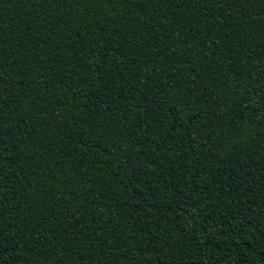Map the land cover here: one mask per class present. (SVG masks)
Wrapping results in <instances>:
<instances>
[{"label": "trees", "instance_id": "trees-1", "mask_svg": "<svg viewBox=\"0 0 264 264\" xmlns=\"http://www.w3.org/2000/svg\"><path fill=\"white\" fill-rule=\"evenodd\" d=\"M0 264H264V0H0Z\"/></svg>", "mask_w": 264, "mask_h": 264}]
</instances>
